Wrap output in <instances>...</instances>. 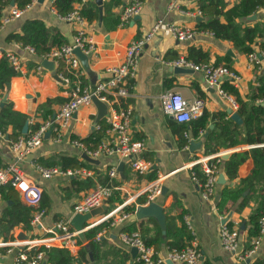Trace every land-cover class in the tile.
Segmentation results:
<instances>
[{
    "label": "crops",
    "instance_id": "crops-1",
    "mask_svg": "<svg viewBox=\"0 0 264 264\" xmlns=\"http://www.w3.org/2000/svg\"><path fill=\"white\" fill-rule=\"evenodd\" d=\"M92 1L96 4V17L89 20L83 15L87 21V34L96 45V54L88 57V67L85 68L82 65L84 81L87 84L106 79L109 76L107 68L123 61L127 44L133 39L145 37L160 19L196 30L191 39L183 41L176 39L165 29L155 31L146 41L141 51L135 77L128 81L130 95L120 101V105L131 108L132 138L142 139L145 142V148L140 156L151 161L154 164V169L146 174H136L130 166L129 159L117 154L98 156L94 158L98 160L97 163L90 162L82 157L83 152H81V149L71 143L73 138L87 137L94 129V125L98 124L100 120H103L106 124L101 140L109 138L106 133L108 126L107 110L102 117H98V109L94 102L78 109L69 125L64 129L60 141H55L51 136L45 137L39 146L22 159L17 160L11 147L12 141L18 136L26 135L35 129V125L43 120L38 110L48 100L51 102L46 107L55 112L68 98L70 84L60 80L56 75L55 70L58 68L60 61L54 62L51 58L37 56L35 51L30 52L19 42L8 41L7 36L10 33L21 32V25L26 19H38L46 27L57 32L64 43H71L75 27L60 17L51 5V0H43L42 2L31 0L26 4H30L28 8H25L26 5L19 8L14 2H11L10 5L4 8L2 18L10 12L13 6L23 9V12L19 17L1 23L0 48L18 56L21 69L19 71L14 70L9 65L7 58L2 56L6 59L8 65L17 72V75L12 77L5 89V94L2 92L0 94L2 99L6 96V100L9 101L13 110L27 117L25 122H28V129L26 133L21 132L14 139L11 137L14 130L11 125L7 126L4 131L0 130V167L14 163L17 168L40 187V201L42 200L45 206L40 224L33 227L31 219L39 203L35 206L26 202L21 193L11 186L18 200L32 208L30 212L31 219L26 227L22 223L9 226L0 221V242L14 239L26 240L35 236H48L47 229L51 228L56 222L60 220L70 221L74 215L73 205L85 193L98 186L109 185L112 192L103 203L107 206L106 211L102 215L91 217L84 224L86 226L91 224L86 231L97 227L95 236L92 239L85 237V241L78 236V246L74 248L56 245L48 248L56 247L68 250L75 258L73 264H135L136 262L140 264L136 255L132 256L131 247L121 241L120 233L129 232L126 228H132L133 231H139L140 234L147 236H152L151 234L155 233L154 222L151 218L142 215L137 216L136 214V208L138 204L144 203L143 200H146V194H136L149 181L162 174L164 176L163 186L166 189L163 194L156 197L155 202L162 207L163 214L172 229L181 226L178 216L183 215V221H185L193 236L190 242L195 239L197 247L202 253L203 257L200 264L204 259L209 260L212 264H254L256 261L264 260V235L261 236L257 249L249 258L243 261L237 257L239 253L247 250L246 246L251 242V239L248 241L244 220L247 219L252 209L256 193L249 189L244 191V195H248V203L241 209H237L240 200L234 205L228 204L229 210L226 213H220L217 207L223 187L225 185L230 188L241 186V180L251 173L254 167V158L250 150L252 148H264V142L249 144L244 141L246 139L244 117L237 112L238 104L237 107L232 106L228 98L221 96L215 87L209 86L201 71L187 68L189 71L175 72L174 66L168 63L170 60L184 56L195 63L225 65L234 70L240 79L237 83H234L231 79L222 77L220 78L221 87L234 86L240 96L249 102L251 85L255 83L256 75L264 72V61L262 60L259 64L249 62L248 54L236 49L231 41L216 38L214 34L209 33L211 31L199 28V23L208 18L198 12L200 11L199 0H142L139 14L124 25L119 24V15L128 0H102L101 20L96 0H74L72 9L79 7L81 10L86 3ZM222 1L224 9L239 2V0ZM171 3L174 4L173 7H169ZM94 10V7H91L90 13L93 14ZM220 19L224 21L222 16ZM115 21H118L116 25ZM236 21L241 23L242 26L264 23V6L259 7L254 13L246 17L237 18ZM256 53L260 52L256 51ZM45 60L51 62V66L49 64L45 65ZM38 66H40L39 69ZM166 91L179 92L187 101L202 98L205 100L202 112H207L210 115L224 112L227 114L225 119L229 118L232 121L230 135H232V138L237 139L236 146L225 147L226 145L222 141L224 140L223 135L212 139V144L222 141V146H219V148H231V151L227 153L228 155L224 157L219 166L218 176H222L224 182H217L214 194L209 199L202 197L200 187L190 177L187 164L197 155L212 153L204 152V140L211 131L216 133L220 130L215 122L209 119L206 130L200 131L198 136H194L192 131L189 130L187 132L188 143L180 147L178 136L173 129L174 119L166 114L161 107L160 95ZM257 102L264 105V100ZM229 109L231 112H228ZM233 112L240 115L241 123L230 118ZM190 121L184 123L187 124ZM205 133H207L206 136H204ZM235 151L244 153L245 157L238 165L236 176L230 179L224 172V160L229 158ZM59 155L76 156L84 164L74 168H83L87 172L72 177L58 174L51 178H42L33 164L44 165L40 162L41 159L46 163L53 159L57 160ZM113 167L116 169V174L110 177L109 171ZM7 186L10 185H4L1 189ZM258 188L259 185H256V189ZM134 195L136 196L129 206L134 207V211L130 216L113 226H110L109 222L101 220L106 213L114 210L127 197ZM12 205V200L0 197V220L4 210ZM151 217L156 219L155 216ZM224 219L231 223V226L241 230L236 252L224 249L220 243L218 229ZM72 229L74 230L73 227ZM96 235H99V238H96ZM166 240L167 237H163L158 248L151 245L161 256H165L168 249H170L166 244ZM90 241H96L95 256L93 257L92 252L89 251L83 258L79 257L81 247L87 246ZM17 253V247L10 252L7 251L6 247H0V263L25 264V262L16 260ZM43 264H50L47 252Z\"/></svg>",
    "mask_w": 264,
    "mask_h": 264
},
{
    "label": "built area",
    "instance_id": "built-area-1",
    "mask_svg": "<svg viewBox=\"0 0 264 264\" xmlns=\"http://www.w3.org/2000/svg\"><path fill=\"white\" fill-rule=\"evenodd\" d=\"M32 1L34 2L36 0ZM142 3V0H128L121 9L119 24L124 25L133 20L139 14ZM29 6L30 4L26 5L25 8ZM173 6V3L169 5V7ZM22 12L23 9L14 6L11 7L10 12L2 18L1 23H6L13 18L19 17ZM198 12L201 13L200 11ZM60 17L75 27L72 42L54 47L42 55V57L51 58L54 62L63 61L67 72L72 74L74 79L70 80L64 73H56L60 80L69 82L70 84L68 98L52 116H48L46 119L40 121L38 127L26 135L18 136L12 141L11 147L17 160L22 159L34 148L39 146L44 140L47 131H49V136L55 141H60L63 137L64 129L69 125L78 109L82 106L92 104L93 97H96L99 101L106 104L107 107L108 126L106 133L109 135V138L102 139L96 147L85 146L78 138H73L71 143L79 147L81 152L91 158H96L101 155L117 154L129 159L130 166L136 174L142 175L151 172L154 169V164L140 156V153L145 148V142L142 139H133L131 135L132 110L129 107L120 105V101L130 95L128 81L135 77L141 51L146 41L155 31L165 29L176 39L183 41L191 39L195 35L196 30L160 19L145 37L133 39L127 44L123 61L107 68L109 76L106 79L95 81L93 84H87L83 83L81 79L83 77L82 63L74 52L78 48L88 57L96 54V45L86 31V18L80 13L79 7H74L66 14L60 15ZM209 33L213 35L212 32ZM25 49L34 52L31 46H25ZM262 55L264 57V54ZM2 56L7 58L9 65L14 70L19 71L21 69L20 59L14 53L4 51L0 48V57ZM247 56L249 62L253 64L262 62V59L258 57L256 52L249 53ZM168 63L174 67L191 68L196 71H201L208 85L215 87L221 96L228 98L232 106L237 107L235 99L227 94L220 85V78L222 77H227L234 83L239 81L240 77L234 70L225 65L195 63L184 56L170 60ZM39 68L40 66H38ZM1 103L2 95L0 94V106ZM160 103L162 110L166 114L181 123L188 122L200 115L203 111L205 100L195 98L192 101H187L179 92L166 91L160 95ZM94 128L98 129L99 124H95ZM185 135L187 136V134ZM230 151L231 148H223L210 154H200L187 164L190 170V177L200 187L203 198L209 199L214 194L219 177L220 163ZM33 166L42 178H51L58 174L72 177L87 172L83 168L61 169L57 166H44L39 163H34ZM195 168H199L203 174V181L198 178ZM115 174L116 169L113 167L110 169L109 175L113 177ZM163 179L164 176L159 174L136 194H146V200L144 203L138 204V206L155 202L156 197L162 193ZM7 184L18 190L26 202L35 206L38 205L41 198L40 187L17 168L14 163L0 167V197L1 188ZM111 192L112 188L109 185H102L91 189L73 205V213H87L90 209L102 205ZM136 195L127 197L114 210L106 213L101 220L109 222L110 226L122 222L132 214L126 208L131 205V201ZM43 213V209L34 210L31 219L33 227L40 224ZM187 224L189 225L188 222ZM260 224V234L251 238L250 244L252 247L237 255L240 260H246L257 249L260 238L264 235V217L261 218ZM47 230L49 232L48 236H35L26 240L14 239L11 241H3L0 242V247H6L9 252L17 247V261L25 262V264H43L46 253L43 249L44 247L48 248L56 245L59 247L74 248L78 246V233L75 229H72L69 221L60 220ZM218 237L224 249L231 252L237 251L239 246V230L237 227L230 226L225 219L222 220L218 229ZM96 238H99V235H96ZM120 238L125 245L136 248V258L140 264H166L167 261L178 264H200L202 261L203 256L197 247L195 239L183 248H170L165 256H161L155 248L145 243L139 231L121 232Z\"/></svg>",
    "mask_w": 264,
    "mask_h": 264
},
{
    "label": "trees",
    "instance_id": "trees-1",
    "mask_svg": "<svg viewBox=\"0 0 264 264\" xmlns=\"http://www.w3.org/2000/svg\"><path fill=\"white\" fill-rule=\"evenodd\" d=\"M31 0H0V25L2 12L5 7L10 5L11 2L19 7L23 8ZM74 0H51V5L55 8L59 15H64L72 9ZM198 6L203 16L208 17L205 21L199 23V28L211 31L216 38L226 39L233 43L234 47L246 54L259 51L264 54V23H256L253 26H242L241 23L237 22V18L246 17L254 13L259 7L264 6V0H239V2L227 9H224V3L222 0H199ZM91 7H94L93 14L90 13ZM80 13L86 16L89 20L94 19L97 15L96 4L92 1L86 3ZM224 18V21L220 17ZM118 21H115V25ZM8 41L19 42L22 46L33 47L37 56H42L49 52L54 47H59L64 44L62 37L53 30L45 26V24L38 19H26L21 25V32L10 33L7 36ZM188 59V58H187ZM55 72L66 74V76L73 80L72 74L67 72L63 61H60L58 68ZM17 75L7 63L4 57H0V92L5 94V89L8 87L13 76ZM83 83L84 78L81 77ZM222 89L229 95H232L238 104L237 112L244 117V125L246 130V141L249 144L264 142V105L258 103L259 100H264V72L256 75V81L251 85L249 102L245 101L239 94L237 88L234 86H222ZM3 94V95H4ZM51 102L48 100L44 105L39 107V114L41 119H46L48 116L54 114V110L46 107ZM8 100L0 107V130L4 131L9 125L13 127L11 133L12 139L21 134L23 124L26 120V116L16 112L10 107ZM227 114L224 112L213 113L212 115L207 112L202 114L189 123H178L174 121V132L178 136V145L180 147L185 146L188 143L189 130L192 131L194 136H198L200 131H204L207 128L208 120L211 119L215 122L219 128V132L211 131L210 134L204 140V152H216L222 146L224 141L225 147L236 146L237 139L232 138L230 135L232 131V121L227 118ZM99 128H94L91 133L80 140L88 147H96L101 141L103 130L106 126L103 120L98 122ZM39 123L35 125L38 127ZM187 134V136L185 135ZM223 135V136H222ZM224 137L219 143H213V138ZM219 148V149H218ZM250 152L254 158V167L251 173L244 179L241 180V186L236 188H230L226 185L223 187L220 195V199L217 202V207L220 213H226L229 208L228 204H235L238 202L237 209H241L248 203V195H244L246 189L253 190L256 193L254 198V204L247 217L244 220L246 227V234L248 241L251 238L260 234L261 224L260 220L264 217V148H252ZM245 157L244 153L239 151L233 152L229 158L224 160V172L228 178L232 179L236 176L238 165ZM40 162L44 165L58 166L61 169L74 168L84 163L79 161L76 156L59 155L57 160L53 159L50 162L44 163L42 159ZM195 172L198 178L203 181V174L195 168ZM256 185L259 188L256 189ZM15 191L11 186H7L1 189V196L4 199L12 200L13 205L7 208L3 212V216L0 221H3L9 226L22 223L25 227L28 225L31 219L32 208L22 204L15 195ZM41 199V198H40ZM43 199V197H42ZM142 201V200H141ZM145 199L143 200V202ZM45 203L41 200L37 209H44ZM127 211H134V207H127ZM165 216V215H164ZM154 222L155 233L152 236L142 235L147 245H152L156 248L160 246L161 239L167 237L166 244L169 248H183L192 239L191 231L187 227L185 221H183V215H179L178 219L181 221V226L172 229L169 226V222L165 217V226L162 227L159 222L148 216ZM231 226L232 224L228 222ZM95 228H91L85 232V237L92 239L96 233ZM129 232L133 231L132 228H126ZM164 230V232H163ZM239 232L241 230L239 229ZM240 236V233H239ZM96 241H90L87 246H82L79 251V257L83 258L89 251L92 252L94 257L96 254ZM252 245L248 244L247 249L251 248ZM48 254V261L50 264H73L75 258L66 249L51 247L43 248ZM135 264H138L137 262ZM202 264H212L209 260L204 259ZM254 264H264V260L254 262Z\"/></svg>",
    "mask_w": 264,
    "mask_h": 264
},
{
    "label": "water",
    "instance_id": "water-1",
    "mask_svg": "<svg viewBox=\"0 0 264 264\" xmlns=\"http://www.w3.org/2000/svg\"><path fill=\"white\" fill-rule=\"evenodd\" d=\"M37 1L38 2H42L43 0H37ZM96 3L99 6V18L101 20V16H102V0H96ZM74 52L80 58L82 65L85 68H87L88 67V61H89L88 56L83 54L81 52V50L78 49V48H76L74 50ZM257 55H258V57L260 59H262L264 61V57H263V55L261 53H258ZM44 64L45 65L49 64L51 66V62H48L47 60L44 61ZM174 71L175 72H186V71H189V70L187 68H184V67H174ZM5 100H6V96L3 97L1 106L3 105ZM93 102L97 106L98 117H102L106 113V110H107L106 104H104L103 102L99 101L96 97H93ZM228 112H231L230 109L228 110ZM230 118L232 120L238 122V123L242 122V119H241L240 115L238 113H236V112L231 113ZM27 129H28V122H25V124L23 125V128H22V132L26 133ZM206 135H207V133L204 134V136H206ZM48 136H49V131H47L46 134H45V137H48ZM226 155H228V154H226ZM226 155L224 157H226ZM82 157L85 160H88L90 162H96V163L98 162L97 159L91 158L88 155H86L85 153H82ZM218 182L219 183H223L224 182L223 177L220 176V175L218 177ZM165 189L166 188L163 186L161 194L164 193ZM106 209H107V206L105 204H102V205H100L98 207H94V208L90 209V211L87 212V213L74 214L72 216V218L70 219L69 222L72 225V227L77 231L78 236L83 241L86 240L84 232L88 229L87 227L89 225H91V224H89L88 226L84 225L86 223V221H88L91 217L102 215L106 211ZM136 214H137V216H140V215H142V216H155L157 221L160 223V225L162 227L165 226V216L163 214V209L156 202H150L147 205L138 206L136 208ZM163 232H164V230H163ZM136 253H137L136 248H131V254H132L133 257L136 255ZM167 263L168 264H173L170 261H167Z\"/></svg>",
    "mask_w": 264,
    "mask_h": 264
}]
</instances>
